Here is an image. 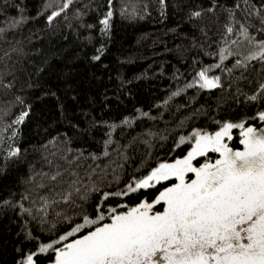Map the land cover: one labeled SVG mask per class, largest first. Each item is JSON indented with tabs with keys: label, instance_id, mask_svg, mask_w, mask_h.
<instances>
[{
	"label": "trees",
	"instance_id": "trees-1",
	"mask_svg": "<svg viewBox=\"0 0 264 264\" xmlns=\"http://www.w3.org/2000/svg\"><path fill=\"white\" fill-rule=\"evenodd\" d=\"M64 2L0 0V27L5 28L0 56L4 52L11 56L0 61V69L7 65L12 74L5 82L14 85L0 87V113H7L0 118V264H18L21 250L35 249V241L24 239V234L30 229L34 235L41 234L40 229L20 214L18 204L23 195L36 199L42 191L35 189L40 180L36 174L50 170L47 160L63 164L61 155L75 158L83 152L89 158L78 163L85 169L97 163L110 165L109 180L111 168L122 164L123 170L117 171L123 186L129 176L148 166L183 155L186 146L175 147L180 135L210 126L213 118L238 120L259 108L240 94L254 91L248 80L258 78L264 67L258 62L247 72L229 73L234 63L229 57L221 69L209 73L221 76L223 89L187 87L199 70L220 62L211 53L230 46L220 40L226 15L222 8L199 20L189 18L192 10L211 6L210 0H166L164 7L159 0H113L114 15L106 35L98 21L108 10L107 0H75L49 23L48 15ZM235 2L215 0L223 8H232ZM240 2L242 8L248 7ZM249 4L261 6L260 0ZM133 7L135 16L122 11L131 12ZM244 16L245 12H238V18ZM21 19L10 27L11 21ZM251 21L259 28L255 16ZM251 31L262 38L255 29ZM97 55L101 58L94 60ZM177 91L180 94L173 95ZM28 109L23 124H12ZM109 139L112 142L105 148ZM17 146L21 154L7 159V151ZM105 150L110 153L107 157ZM90 154L101 159L94 162ZM33 176L36 179L29 182ZM144 195L135 194L126 202L134 204ZM31 199L23 201L25 207ZM65 227L57 225L59 231ZM41 259L47 264L45 257Z\"/></svg>",
	"mask_w": 264,
	"mask_h": 264
},
{
	"label": "snow or ice",
	"instance_id": "snow-or-ice-1",
	"mask_svg": "<svg viewBox=\"0 0 264 264\" xmlns=\"http://www.w3.org/2000/svg\"><path fill=\"white\" fill-rule=\"evenodd\" d=\"M74 2L65 0L58 11L48 15V22ZM159 3L164 7L166 0ZM243 4L248 7L242 8L236 0L232 8H223L210 0L211 6L189 13L190 19L199 20L205 13L222 8L226 15L220 40L230 46L211 53L220 62L199 70L187 87L223 89L221 76L209 73L221 69L229 57L234 58L229 73L234 69L247 72L254 68L253 62L264 66V0H260L259 8L249 0ZM112 5L113 0H107L108 10L98 21L105 35L111 29ZM122 11L136 15L134 7L131 12L127 8ZM240 11L246 16L238 18ZM253 16L259 28L252 23ZM21 22L13 20L10 27ZM253 29L262 38L257 39ZM4 32L0 27V35ZM232 36L238 39H230ZM98 51L103 54V48ZM101 55L93 59L99 60ZM5 57L11 59L4 52L0 61ZM11 74L5 64L0 69V87H14L11 81L5 82ZM248 83L255 85L252 94H240L254 107L259 105L253 114L238 120L213 118L210 126L180 135L175 147L186 146L183 155L148 166L144 172L129 176L123 186H119L117 171L123 170L122 164L111 168L109 180L110 165L97 163L85 169L78 163L89 158L83 152L75 158L61 155L63 164L46 158L50 170L36 174L40 180L35 189L42 191L36 199L23 195L18 204L20 214L29 217L41 233L34 235L33 229L25 232L24 239L35 241V249L21 250L18 264H44L41 257L47 264H264V67L258 78ZM16 99L24 103L22 98ZM6 114L0 113V118ZM29 115L30 109L21 111L12 124H23ZM111 142L105 141V148ZM20 154V147H11L6 157L13 159ZM109 155L103 152L104 157ZM90 158L94 162L101 159L96 154ZM35 179L33 176L29 182ZM142 192L145 195L138 202H126V198ZM30 199L25 207L23 201ZM58 224L66 226L63 231L57 229ZM53 232H57L55 237Z\"/></svg>",
	"mask_w": 264,
	"mask_h": 264
},
{
	"label": "rangeland",
	"instance_id": "rangeland-1",
	"mask_svg": "<svg viewBox=\"0 0 264 264\" xmlns=\"http://www.w3.org/2000/svg\"><path fill=\"white\" fill-rule=\"evenodd\" d=\"M245 49H244V47H241L240 49H239V51H241V52H243Z\"/></svg>",
	"mask_w": 264,
	"mask_h": 264
}]
</instances>
